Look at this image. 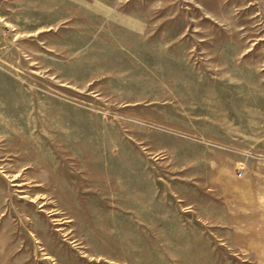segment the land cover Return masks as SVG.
Segmentation results:
<instances>
[{
  "label": "rangeland",
  "instance_id": "1",
  "mask_svg": "<svg viewBox=\"0 0 264 264\" xmlns=\"http://www.w3.org/2000/svg\"><path fill=\"white\" fill-rule=\"evenodd\" d=\"M0 264H264V0H0Z\"/></svg>",
  "mask_w": 264,
  "mask_h": 264
}]
</instances>
